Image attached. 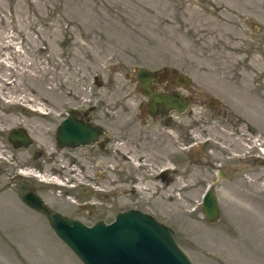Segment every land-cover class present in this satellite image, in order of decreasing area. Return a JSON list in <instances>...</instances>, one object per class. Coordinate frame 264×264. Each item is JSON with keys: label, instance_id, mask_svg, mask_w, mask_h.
<instances>
[{"label": "rangeland", "instance_id": "rangeland-1", "mask_svg": "<svg viewBox=\"0 0 264 264\" xmlns=\"http://www.w3.org/2000/svg\"><path fill=\"white\" fill-rule=\"evenodd\" d=\"M165 66L210 101L196 98L191 106L209 109L192 133L194 140L206 137L193 150V189L172 202L158 197L154 216L195 264H264V0H0V264H81L54 234L48 214L31 208L23 194L32 187L53 213L90 225L126 209L127 198L107 195L111 182L101 176V193L88 195L96 187L87 165L94 153L58 148L56 129L66 111L89 102L83 96L102 98L97 103L111 110L115 125H125L133 111L147 109L137 73ZM217 108L220 116L212 113ZM178 120L172 141L184 150L179 130L189 116ZM20 125L38 147H13L8 132ZM97 160L122 172V157L99 150ZM79 168L89 183L77 192ZM208 186L222 211L216 223L201 207ZM152 192L143 198H155ZM97 200L103 206L97 214L80 207Z\"/></svg>", "mask_w": 264, "mask_h": 264}, {"label": "flooded vegetation", "instance_id": "flooded-vegetation-1", "mask_svg": "<svg viewBox=\"0 0 264 264\" xmlns=\"http://www.w3.org/2000/svg\"><path fill=\"white\" fill-rule=\"evenodd\" d=\"M152 71L156 74L153 85L157 92H163L171 95L174 92L179 91V88L184 87V89L188 90V95L179 91L184 97L189 99V105L185 111L179 112L177 110H172L170 113L165 115L158 112L157 115H153L149 111V98L144 95L147 100V109L140 108L137 111H133L132 114L127 117L128 120L125 125L117 126L115 125L117 118L115 115L110 113L111 110H109L108 107L104 109L101 108L106 104L97 103L98 101H103L102 98L99 99L97 96H83V99L89 100V102H82L81 106L70 108L66 111V115L60 119L57 126L58 129L63 120L70 116L71 110H74L73 115L79 125H85L87 128L97 127L100 129L99 134H94V137H90L89 144L80 145L74 148L63 147L60 149L86 148L91 150V153H94L93 156H90L91 160H89V164H87L91 170L89 172V176H93L94 179H92L95 183L94 187L97 185L96 181L100 180L101 176L102 179H107L111 182L110 186L108 184V189H105L107 195H116L117 198H127L125 203L128 204V207L126 209L117 210L115 214L119 211L137 209L154 216L153 213L156 210L155 208H157L156 200L158 197H161L164 194L165 196L170 197L167 202H172L173 199L171 197L173 195L192 191L193 184L191 183L192 179L190 177L193 173V166L195 164L193 160V150L195 149V145L199 142L206 141V137L203 138L204 140H194L195 137H193L192 133L194 128L199 127L206 122V118L204 116H206L205 114L209 109L201 110L192 108L191 106L195 103L196 98H200L202 103L207 104L208 106L210 100H208L207 103L204 99V95H196L197 90L190 87L189 84L185 86L182 78L183 76L173 68L165 66L160 71L153 69ZM138 74L139 72L137 73V79L138 87L140 89L141 81L139 80ZM23 104L25 105L27 103ZM144 104L145 102L143 101L142 106ZM17 108L21 109L22 112L25 113L26 111H29L27 110V107L25 108L24 106H18ZM211 110L213 111L212 113H214V116H220V114H222L218 108ZM45 111L46 112H43L42 116L44 118H48V111ZM1 112L3 111L1 110ZM186 113L189 116V122H187L184 126H181L179 130L180 142L185 146V149L178 150L172 141L174 135H176V131H174V129H176L177 123L180 120H178V117ZM108 123H110V127ZM155 124H159V127H156L159 129L158 134H153L151 131L152 128H155ZM114 126L117 128V135L113 133ZM21 127L25 128V131L29 135L31 145L28 148L38 147L37 137H35L33 132L23 125L15 128ZM171 127L172 129H169ZM57 129L54 139L56 146L59 148ZM10 130L7 136L8 140L9 133L11 132ZM42 134L44 138V132H42ZM199 134L203 136L205 132H200ZM45 135L48 137V131H46ZM153 141H155V147L151 148L149 143ZM9 142L15 148H17L16 146H23L22 144H24L22 140L18 139H15L14 142L13 140H9ZM115 142H117V144L114 146L113 152L111 153L110 147L115 144ZM119 145H124V147H126L124 153L118 149L120 147ZM148 146L150 147L148 148ZM99 150L103 151L107 156L109 154L110 156L115 154L118 157H122V162L124 163V166H121L122 172L119 173L116 171L113 163L108 164L107 161L98 162L97 153ZM252 155H255V153H251V156ZM131 161H135V163L133 164ZM262 161L264 162V160ZM206 166L214 169L212 162H207ZM100 167L102 170H100L101 172L99 173L98 169H100ZM77 173L79 174V177L78 181L74 184V189L77 192H80L82 191L84 185H87L89 182L85 181L84 176L86 175L83 173L82 168H79ZM223 173H225L223 170H219V175ZM23 184H26V182H23ZM122 185L123 188H121ZM27 186H29L28 183ZM142 187L146 190H143ZM208 187L212 188L211 186ZM101 189L102 188L100 186H96L95 189H91L88 192V195H97L98 192L101 193ZM149 189L153 191L151 194L155 195V198L151 200L143 198V192H147ZM29 190L35 191L32 187H29L26 192ZM38 195L43 199L40 194ZM80 207L90 215L97 214L99 210L103 208L98 200L91 203L85 202L84 204H81ZM110 207L113 209L115 207V202H112Z\"/></svg>", "mask_w": 264, "mask_h": 264}, {"label": "water", "instance_id": "water-1", "mask_svg": "<svg viewBox=\"0 0 264 264\" xmlns=\"http://www.w3.org/2000/svg\"><path fill=\"white\" fill-rule=\"evenodd\" d=\"M155 77L156 74L149 69H142L139 73L141 90L150 99L149 111L153 115L157 112L165 115L172 110L185 111L189 99L179 91L171 95L157 92L153 85ZM182 78L187 86V77ZM73 111L57 130L61 148L87 145L90 137L100 131L97 127L79 125ZM15 139L22 140L25 147L31 144L24 128L11 130L9 140L14 142ZM24 200L33 208L51 213L49 205L33 191L24 194ZM202 210L209 223L221 219V208L212 189L204 194ZM50 220L56 236L82 264H195L168 226L140 210L118 212L112 222L99 220L93 225L60 213L51 215Z\"/></svg>", "mask_w": 264, "mask_h": 264}, {"label": "bare ground", "instance_id": "bare-ground-1", "mask_svg": "<svg viewBox=\"0 0 264 264\" xmlns=\"http://www.w3.org/2000/svg\"><path fill=\"white\" fill-rule=\"evenodd\" d=\"M15 101H21V100H15ZM42 109V108H41ZM24 173H29V171H27V172H24ZM36 176H41V175H39V174H36ZM42 179H46L45 177L44 178H42Z\"/></svg>", "mask_w": 264, "mask_h": 264}]
</instances>
